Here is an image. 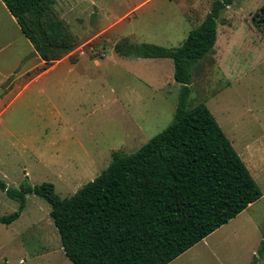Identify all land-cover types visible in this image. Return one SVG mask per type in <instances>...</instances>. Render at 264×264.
<instances>
[{"label": "rangeland", "instance_id": "1", "mask_svg": "<svg viewBox=\"0 0 264 264\" xmlns=\"http://www.w3.org/2000/svg\"><path fill=\"white\" fill-rule=\"evenodd\" d=\"M215 1L55 0L79 46L41 73L44 62L0 5V179L10 188L52 183L69 198L113 152L135 153L168 128L182 88L173 60L122 57L114 45L178 48ZM263 9L264 0H237L221 14L214 50L193 69L188 107L207 105L263 197L170 264H264ZM18 208L0 190V216ZM50 213L45 199L27 196L21 217L0 224V264H71Z\"/></svg>", "mask_w": 264, "mask_h": 264}, {"label": "trees", "instance_id": "2", "mask_svg": "<svg viewBox=\"0 0 264 264\" xmlns=\"http://www.w3.org/2000/svg\"><path fill=\"white\" fill-rule=\"evenodd\" d=\"M1 1L44 62L38 73L78 48L53 12L55 0ZM236 1L216 0L178 48L117 42L122 57L173 60L182 85L173 122L135 153L113 152L109 167L69 198L52 183L10 188L0 179V190L19 204L0 224L17 221L27 196L37 195L51 206L71 264H170L260 200L261 188L207 105L188 108L193 69L214 50L218 20ZM261 247L260 255L264 240Z\"/></svg>", "mask_w": 264, "mask_h": 264}, {"label": "crops", "instance_id": "3", "mask_svg": "<svg viewBox=\"0 0 264 264\" xmlns=\"http://www.w3.org/2000/svg\"><path fill=\"white\" fill-rule=\"evenodd\" d=\"M1 2H2V1H1ZM2 3H3V2H2ZM0 5H2L3 8L5 7V5H3V4H0ZM5 8H6V7H5ZM6 9H7V8H6ZM5 11H6V10H5ZM7 11H8V10H7ZM7 11H6V12H7ZM8 12H9V11H8ZM8 12H7V13H8ZM8 15H9V17H12V19L14 20V23H16V25H17V27H18L19 25H18L16 19H15L11 14L8 13ZM18 28H19V27H18ZM23 35H24V34H23ZM25 38H26V37H25ZM26 39H27V38H26ZM27 41H29V40L27 39ZM29 43H30V42H29ZM34 50H35V49H34ZM35 53H36V52H35ZM36 54H37V53H36ZM37 55H38V54H37ZM38 57H39V56H38ZM41 60H42V59H41ZM48 70H49V69H47V71H48ZM47 71L45 70L44 72H47ZM6 77H7V76H6ZM6 77H5V78H6ZM2 79H4V77H1V79H0V84H1V82H2ZM37 81H38V80H37ZM30 83H31V82H30ZM34 83H35V82H34ZM0 90H1V89H0ZM4 93H5V90H4L3 94H4ZM1 96H2V95H1ZM206 239H207V238H206ZM206 239H204V240H206ZM204 240H203V241H204ZM193 248H194V247H193Z\"/></svg>", "mask_w": 264, "mask_h": 264}, {"label": "water", "instance_id": "4", "mask_svg": "<svg viewBox=\"0 0 264 264\" xmlns=\"http://www.w3.org/2000/svg\"><path fill=\"white\" fill-rule=\"evenodd\" d=\"M3 92H4V90H0V97H1V95L3 94Z\"/></svg>", "mask_w": 264, "mask_h": 264}]
</instances>
